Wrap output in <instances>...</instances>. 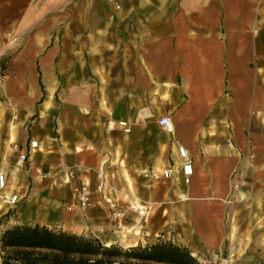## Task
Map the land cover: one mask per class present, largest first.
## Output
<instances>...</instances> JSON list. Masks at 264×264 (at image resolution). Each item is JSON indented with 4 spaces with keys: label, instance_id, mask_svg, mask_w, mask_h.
Returning <instances> with one entry per match:
<instances>
[{
    "label": "crops",
    "instance_id": "1",
    "mask_svg": "<svg viewBox=\"0 0 264 264\" xmlns=\"http://www.w3.org/2000/svg\"><path fill=\"white\" fill-rule=\"evenodd\" d=\"M29 140L44 176L17 221L133 245L111 231L133 194L170 222L152 234L264 263V0H0V168L22 195L28 173L11 162ZM178 143L187 184L179 169L160 176ZM65 168L76 179L54 186ZM81 168L93 188L104 170L113 207L94 191L67 208Z\"/></svg>",
    "mask_w": 264,
    "mask_h": 264
},
{
    "label": "trees",
    "instance_id": "2",
    "mask_svg": "<svg viewBox=\"0 0 264 264\" xmlns=\"http://www.w3.org/2000/svg\"><path fill=\"white\" fill-rule=\"evenodd\" d=\"M0 264H203L187 245L158 236L123 246L37 222L0 230Z\"/></svg>",
    "mask_w": 264,
    "mask_h": 264
},
{
    "label": "built area",
    "instance_id": "3",
    "mask_svg": "<svg viewBox=\"0 0 264 264\" xmlns=\"http://www.w3.org/2000/svg\"><path fill=\"white\" fill-rule=\"evenodd\" d=\"M159 125L167 130L172 131V122L169 116H162L158 119ZM108 125L111 127L114 122H109ZM124 131H128V128H124ZM38 149L37 141L29 140L25 148L16 149L15 157L12 160V166L15 170H24L28 173V184L27 190L23 193L10 186L9 180L11 177V171L7 168H0V197L8 205V207L15 206L21 199L29 194V188L35 183L36 178H43V174L37 169L34 156L32 155ZM177 162H172L166 166L161 172L160 176L163 178H170L177 169H179L182 177V181L187 184L190 181V177L193 173L192 159L187 149L181 145L176 144ZM34 171L35 174L30 172ZM80 172L83 174L77 183L72 185V199L73 202L67 206L68 209L76 208L77 210L86 209L92 202L93 193L96 191L101 198L109 205L113 207V201L108 196L110 192V185L108 183V175L103 173L100 174V179L96 188L92 187L91 180L88 177V170L81 168ZM77 170L74 168H65L62 176L57 178L56 186L63 187L66 184L72 183L76 179ZM129 209L140 219V221H146L150 213V205L142 202H131ZM117 227L122 226L124 220L122 214L124 213L123 207L116 210ZM217 256V254H215Z\"/></svg>",
    "mask_w": 264,
    "mask_h": 264
},
{
    "label": "rangeland",
    "instance_id": "4",
    "mask_svg": "<svg viewBox=\"0 0 264 264\" xmlns=\"http://www.w3.org/2000/svg\"><path fill=\"white\" fill-rule=\"evenodd\" d=\"M101 173H103V172H101ZM56 180H57V178L54 180V186H56ZM133 198L134 197H133V194H132V198L127 199V202L129 200H132ZM0 203L3 205V209L0 210V230H1L5 226H7L9 224H12L15 221H17L19 218H18V215L16 213V206L8 207V205L3 201V199L1 197H0ZM29 207H31L32 209H35V210H39L34 205L33 206H29ZM23 209H20L18 211V213H19V215L21 216L22 219H25L26 217H29V216L24 214V212H23L24 210ZM151 209H152V207H150V211L151 212L149 213V216H148L147 220L141 222L142 225H143V228H142L140 222L139 223L135 222V220L133 218L131 222L130 221H126L124 219L125 221L122 224V226L124 225L123 227H117V225H115L113 228H111V231H113V233H114L115 231H119V230L121 231L122 228H124V227H130V226H134V225H137L136 228H138L139 232L141 231V228H142V230H144L142 235L140 234L142 232H140L139 235H137L135 237L134 236H130L126 240H121V238L119 237V234L118 233H114V234H116L119 237L120 242L122 244L133 242V241L136 240V238L141 240V242H144L147 239H154V238H156L158 236H162L163 238H168V237H166L167 235L165 236V235H161V234H152L149 231V228L153 227L154 223L159 224L158 227L160 228V230H162V232L168 231L167 229H169V225H170L169 224L170 222H168L167 220L156 218V212H153L152 211L153 209L152 210ZM27 214H29V213H27ZM183 216L185 217V214L183 212H180L178 214V218L181 221H184ZM73 227H74V230H76V231L79 230V227L77 225L74 224ZM138 236H143L144 237V241H142V239L139 238ZM169 238H172V237H169ZM215 254H217V256H215ZM198 257H199V259L201 260V262L203 264H264L262 261H259L256 258V253L254 251H250V253L246 255L245 253L240 252L239 250L236 251V250H234L232 248L229 251L227 250L225 252H221V254L218 253V252H206L203 256H198Z\"/></svg>",
    "mask_w": 264,
    "mask_h": 264
},
{
    "label": "bare ground",
    "instance_id": "5",
    "mask_svg": "<svg viewBox=\"0 0 264 264\" xmlns=\"http://www.w3.org/2000/svg\"><path fill=\"white\" fill-rule=\"evenodd\" d=\"M4 201V200H3ZM139 202V201H137L136 199H132V200H129L126 204H125V206L123 207V209H124V213L122 214V218L123 219H121V220H124L125 219V217H127V216H129V215H131V216H134L133 218H134V220H135V222H140V219L129 209V204L131 203V202ZM3 209V205L0 203V210H2ZM125 221V220H124ZM124 226V225H123ZM123 226H119V227H123ZM136 226L137 225H135V226H130V227H124V228H122V230L120 231H115L114 233H118L119 234V237L121 238V240H126V239H128L130 236H137V235H139V233L141 232H139L138 231V228H136ZM139 227V226H138ZM132 244V243H131Z\"/></svg>",
    "mask_w": 264,
    "mask_h": 264
}]
</instances>
